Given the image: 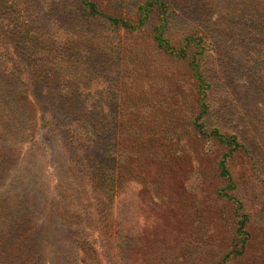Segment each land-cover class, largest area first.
Here are the masks:
<instances>
[{"label":"rangeland","instance_id":"1","mask_svg":"<svg viewBox=\"0 0 264 264\" xmlns=\"http://www.w3.org/2000/svg\"><path fill=\"white\" fill-rule=\"evenodd\" d=\"M29 1L22 14L52 42L48 61L57 41L71 58L77 21L57 5L80 0ZM94 1L103 13L136 22L145 0ZM168 1L175 47L196 28L210 36L201 67L205 93L188 60L158 48L152 21L133 33L117 32L104 18L86 25L88 39L75 41V55L89 71L82 84L89 103H103L94 111L101 144L72 141L59 109L34 115L22 160L0 167V234L15 231L8 245L27 234L28 254L41 246L47 264H264V48L248 38L258 33L251 11L264 0ZM10 22L0 12V35ZM214 130L237 137L243 148L220 142ZM13 147V132L0 120V151ZM117 154L120 187L113 194ZM224 157L228 177L220 169Z\"/></svg>","mask_w":264,"mask_h":264},{"label":"trees","instance_id":"2","mask_svg":"<svg viewBox=\"0 0 264 264\" xmlns=\"http://www.w3.org/2000/svg\"><path fill=\"white\" fill-rule=\"evenodd\" d=\"M29 3V0H0V12H4L11 21L5 29L7 31L3 30L4 33L0 35V39L4 42L0 41V46L3 47V51L0 53V120L3 121L7 130L13 132L14 136L12 151L9 149L0 151L1 168L7 169L9 163L13 161L17 163L22 160L24 150L21 143L30 136L29 131L35 122L34 115L39 111L43 113L42 117L46 118L49 112L59 109L60 116L63 114L64 118L70 120L66 128L72 141L86 143L88 146L93 144L96 147L101 144L99 141L101 133L98 128L102 126V122L99 113L94 114V111L95 109L101 110L103 103L98 102L97 106L89 103L90 91L87 85L89 71L82 68L75 55V41L79 43L80 39H84V34L88 39L84 27L98 18H104L109 26L117 32L125 30L128 33L140 31L152 21L153 40L158 48L171 56L188 60L194 77L198 80L199 93H205L206 81L201 67L202 61L209 51L210 36L201 28H196L186 33L184 45L179 48L175 47L170 37L174 13L170 9L168 0H145L142 2L135 13L136 22L129 20L130 17L126 15L117 17L103 13L94 0H80L69 7H67L69 4L57 5L58 10L69 9L67 15L76 18L75 30L79 31L77 34L80 35V38L76 40V34L70 38L68 43H71L74 55L69 59L64 58L62 53L64 45H59L60 41H57L55 45L57 48L56 50L54 48L53 52L55 53L52 54L53 58L50 62L48 58L51 56L52 42H49L48 36L38 28L39 26L35 22L22 14V9H28ZM251 12L258 33L256 36L250 35L248 38L254 43L257 41L260 48H264V4H258ZM14 55H17L18 58L14 59ZM115 57L117 62H121L120 51L115 52ZM11 59H13L12 63ZM120 62L115 67L114 74L118 78L114 88L117 95L120 89L118 83L121 82ZM84 82L87 84L82 85ZM39 95L43 97L41 100ZM114 120L112 123L113 147L118 152L121 119L115 114ZM197 122L195 126L202 134H205L204 125ZM61 127L63 126L61 125ZM211 136L220 142L227 143L232 149L243 148L235 136L228 137L220 133L219 130H214ZM88 137L92 139H88ZM119 156L117 154L113 157L115 164L109 177L113 183V194H116L120 187L117 184ZM220 169L223 176H230L226 157L220 161ZM22 223L31 226L28 218L23 219ZM244 225L243 222L242 227ZM16 229L19 230L18 223ZM14 232L13 226L9 230H5V233L0 234V264H47L46 256L41 252L43 250L41 246L29 255L31 250L28 248H31L32 241L29 240L27 234L20 242L15 241L16 243L11 246L8 245V235L14 236ZM244 244L242 243L238 254L242 253ZM24 253H27L25 255L27 258L23 255Z\"/></svg>","mask_w":264,"mask_h":264}]
</instances>
